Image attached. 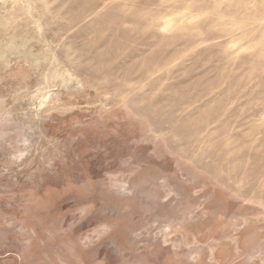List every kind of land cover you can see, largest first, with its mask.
Segmentation results:
<instances>
[{
	"label": "rangeland",
	"instance_id": "rangeland-1",
	"mask_svg": "<svg viewBox=\"0 0 264 264\" xmlns=\"http://www.w3.org/2000/svg\"><path fill=\"white\" fill-rule=\"evenodd\" d=\"M263 187L264 0H0V264H264Z\"/></svg>",
	"mask_w": 264,
	"mask_h": 264
},
{
	"label": "bare ground",
	"instance_id": "bare-ground-1",
	"mask_svg": "<svg viewBox=\"0 0 264 264\" xmlns=\"http://www.w3.org/2000/svg\"><path fill=\"white\" fill-rule=\"evenodd\" d=\"M256 184V183H255ZM258 187V186H257ZM264 188V187H263ZM248 189V188H247ZM248 190H250V189H248ZM259 192V191H258ZM246 193H247V191H246Z\"/></svg>",
	"mask_w": 264,
	"mask_h": 264
}]
</instances>
